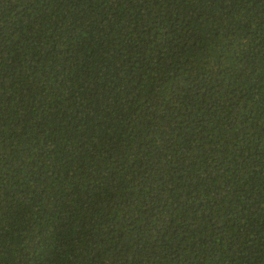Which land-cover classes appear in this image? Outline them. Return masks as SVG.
Listing matches in <instances>:
<instances>
[{
	"label": "trees",
	"instance_id": "1",
	"mask_svg": "<svg viewBox=\"0 0 264 264\" xmlns=\"http://www.w3.org/2000/svg\"><path fill=\"white\" fill-rule=\"evenodd\" d=\"M0 264H264V0H0Z\"/></svg>",
	"mask_w": 264,
	"mask_h": 264
}]
</instances>
